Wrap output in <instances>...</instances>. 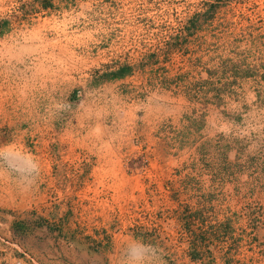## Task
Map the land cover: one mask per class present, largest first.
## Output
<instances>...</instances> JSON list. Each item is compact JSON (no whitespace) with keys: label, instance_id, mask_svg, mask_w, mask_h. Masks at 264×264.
Returning a JSON list of instances; mask_svg holds the SVG:
<instances>
[{"label":"rangeland","instance_id":"rangeland-1","mask_svg":"<svg viewBox=\"0 0 264 264\" xmlns=\"http://www.w3.org/2000/svg\"><path fill=\"white\" fill-rule=\"evenodd\" d=\"M0 264H264V0H0Z\"/></svg>","mask_w":264,"mask_h":264},{"label":"crops","instance_id":"crops-1","mask_svg":"<svg viewBox=\"0 0 264 264\" xmlns=\"http://www.w3.org/2000/svg\"><path fill=\"white\" fill-rule=\"evenodd\" d=\"M29 168V167H28Z\"/></svg>","mask_w":264,"mask_h":264}]
</instances>
